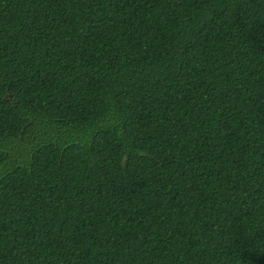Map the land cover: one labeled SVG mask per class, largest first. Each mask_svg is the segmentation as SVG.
Returning a JSON list of instances; mask_svg holds the SVG:
<instances>
[{"label": "trees", "instance_id": "trees-1", "mask_svg": "<svg viewBox=\"0 0 264 264\" xmlns=\"http://www.w3.org/2000/svg\"><path fill=\"white\" fill-rule=\"evenodd\" d=\"M0 264H264V0H0Z\"/></svg>", "mask_w": 264, "mask_h": 264}]
</instances>
